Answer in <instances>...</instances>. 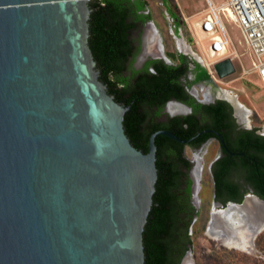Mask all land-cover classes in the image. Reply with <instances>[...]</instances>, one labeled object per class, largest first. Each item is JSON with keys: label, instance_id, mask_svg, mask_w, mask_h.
Masks as SVG:
<instances>
[{"label": "water", "instance_id": "obj_1", "mask_svg": "<svg viewBox=\"0 0 264 264\" xmlns=\"http://www.w3.org/2000/svg\"><path fill=\"white\" fill-rule=\"evenodd\" d=\"M91 1L0 0V264H143L155 136L222 142L159 130L145 153L130 145L87 45ZM213 70L234 73L229 59ZM248 198L264 206L250 192L212 207Z\"/></svg>", "mask_w": 264, "mask_h": 264}, {"label": "trees", "instance_id": "obj_2", "mask_svg": "<svg viewBox=\"0 0 264 264\" xmlns=\"http://www.w3.org/2000/svg\"><path fill=\"white\" fill-rule=\"evenodd\" d=\"M161 1L167 15L174 17L175 4ZM146 7L145 0H93L88 3L87 45L95 63L94 70L106 93L127 108L122 129L128 142L145 153L148 137L156 131L164 130L187 140L200 131L214 130L228 150L210 167L214 200L222 206L227 202L240 203L247 190L239 191V185L230 181V176L242 180L255 196L264 200V136L256 135L255 129L235 131L233 121L225 113L229 109L225 102L198 105L185 93V85L208 79L204 69L196 66L198 72L193 80H184L182 84L178 79L181 76L185 79L186 66L185 56L180 53L167 54L171 60L178 61L174 67L160 61L152 62V72L125 67L130 53L126 30L131 27L125 20ZM125 70L129 76H123ZM170 99L189 105L193 112L203 113L199 114L200 122L195 114L156 121L158 114L150 112L154 108L159 110ZM210 137L211 134H201L188 145L197 147ZM154 146L156 181L141 233L143 264H180L190 244L188 229L194 214L189 203L190 181L184 173L189 164L183 157V144L157 135Z\"/></svg>", "mask_w": 264, "mask_h": 264}, {"label": "rangeland", "instance_id": "obj_3", "mask_svg": "<svg viewBox=\"0 0 264 264\" xmlns=\"http://www.w3.org/2000/svg\"><path fill=\"white\" fill-rule=\"evenodd\" d=\"M176 5L178 8L175 12L178 16L179 30L177 33L171 29L170 20L161 6V0H145L147 3L148 13L151 16L153 28L161 36L160 43L165 53H176L179 46L184 51H188L196 59L202 57V49L193 44V39L188 25L185 23V17L189 23L200 20V15H196L197 11L207 10L205 0H167ZM214 6H223L225 0H210ZM190 15V16H189ZM227 33L236 49L239 59L244 68H248L252 56L247 52L246 48L241 44V35L237 27L231 23L224 22ZM205 45L206 40H202ZM201 48V47H200ZM235 71L230 76L222 79V85H217L218 90L225 91L233 95L244 110L247 112L244 127L247 129H255L264 135V87L257 81L255 75L244 77L241 75V69L237 61H233ZM198 98L205 90L198 89ZM210 94V90L206 91ZM200 152V153H199ZM198 155L202 156L203 172L198 184L195 188V197L189 199L190 205L194 208V214L188 229L190 244L184 256L187 254L184 264H264V228L255 236L251 242L248 252H242L227 248L219 240H213L207 235V228L211 229L213 234L224 236L226 228L223 229V219L213 216L212 212V186L209 173V163L215 158L218 152V144L215 140H211L204 149L199 150ZM193 151L185 148L183 156L192 166ZM219 208V207H218ZM219 210V209H218ZM220 211V210H219ZM220 217L221 215L218 214ZM220 219V220H218ZM211 221V224L209 223ZM182 257V258H183ZM183 259V260H184ZM182 260V259H181ZM182 260V261H183ZM182 264V262L180 261Z\"/></svg>", "mask_w": 264, "mask_h": 264}, {"label": "flooded vegetation", "instance_id": "obj_4", "mask_svg": "<svg viewBox=\"0 0 264 264\" xmlns=\"http://www.w3.org/2000/svg\"><path fill=\"white\" fill-rule=\"evenodd\" d=\"M161 6L165 10V7L163 6V4H161ZM170 10H172L171 7H170ZM165 12H166V10H165ZM172 12H174V11H172ZM167 16H168V19L170 20L171 29H173V30L175 29V32L177 33L179 30V22L177 19L178 18L177 14L175 13L174 17L169 16V15H167ZM150 21H151V16L148 13L147 7L145 9L136 11L135 14L127 16V18L125 20V24H131V27L126 30V39L129 42V46H130V53H129V55L126 58V61L124 63V65L127 69H133L135 71L145 69L149 72H152V62L153 61H160L162 64H164L166 66H173V67L176 66V64L178 62L176 59L171 60L170 58L167 57L168 53L164 52L163 46L160 43L161 36L155 30V28H153L152 23ZM180 46H179V50L176 53H180V54L185 56L184 64L186 66V71L184 74L185 79L183 76H181L178 80L183 84L184 80H187L189 82L193 80L194 76L198 72V69L196 68V66H198V68H201V69H204V67L198 59H196L188 51H186V50L183 51L181 49L182 46L181 47ZM164 58L167 59L170 62V64H166L163 60ZM129 75H130V73L127 70H125L123 72V76H129ZM198 89H199V91L202 89L205 90V92L201 93L200 98H198V93H199ZM184 90H185V93L190 98H192L194 100V104L209 105V104H213L216 101L225 102L229 107V109L226 110L225 113L229 114L230 119L233 121V123L235 125L234 130L235 131H237V130H251V129H247V128L243 127L245 124V121H246L247 112L245 114V111H243L241 109H236L235 105L232 102H230L227 99L222 97V93H221L222 91L221 90H219L218 93L216 94V90H218V86L214 81H212L210 79L200 80L199 82L192 83L191 85H185ZM208 90H210V92H211L210 94H208L206 92ZM208 96L211 97V100H209L208 102H202V103L199 102V100L203 101V100L208 99L209 98ZM186 109H188V110L186 111ZM150 113L151 114H154V113L158 114L155 118L156 121H158V122H165L168 118L184 117V116L190 115V114H195L196 120L198 122H200L201 117L199 116V114H203V113H200L198 111L193 112L192 108L189 105L182 103V102H179V101H176V100H173V99L167 100L159 110L154 108L153 111ZM171 114H174V115H171ZM207 130H209V129H206L203 131H207ZM211 131H214V130H211ZM215 133H217V132H215ZM254 133L256 135L264 136V135H261L258 132V130H255ZM211 135H212V137L206 139L202 144H200L197 147H192V146L188 145L191 141L187 144H183L184 145L183 151L185 148H189L190 150L193 151V154H196L197 152H199V150L204 149V147L211 140H215L218 144V152L216 155L217 159L223 157L225 152L228 151L225 144L223 142H221L218 138H216L213 134H211ZM193 158H194V155H193ZM188 164H189V167L187 168V170L184 171V173L186 174V178L189 179V181H190V198L192 199V190H193V196H194L195 195V188H196V181H195L196 179H195V175H194L195 163H194V161H192V166L190 165L189 162H188ZM209 173H210V177H211V171L210 170H209ZM229 180L232 181L233 183H237L239 185V191H243V189L247 190L246 193H244V195L242 196L241 201L243 200V198L245 196L250 194L251 190L246 185L243 184L242 180H239L234 176H230ZM192 187H193V189H192ZM213 201L215 203L220 204L219 202L214 200V197L212 194V202ZM241 201H240V203H241Z\"/></svg>", "mask_w": 264, "mask_h": 264}, {"label": "built area", "instance_id": "obj_5", "mask_svg": "<svg viewBox=\"0 0 264 264\" xmlns=\"http://www.w3.org/2000/svg\"><path fill=\"white\" fill-rule=\"evenodd\" d=\"M205 1V15L188 27L193 44L202 49L199 61L208 79L222 85V79L217 78L213 65L229 59L232 65L233 61L238 62L242 76L255 75L264 87V0H225V4L220 7L214 6L210 0ZM223 21L235 25L239 30L241 44L252 56L248 68L243 67ZM203 39L206 40L205 45H202Z\"/></svg>", "mask_w": 264, "mask_h": 264}, {"label": "bare ground", "instance_id": "obj_6", "mask_svg": "<svg viewBox=\"0 0 264 264\" xmlns=\"http://www.w3.org/2000/svg\"><path fill=\"white\" fill-rule=\"evenodd\" d=\"M221 93L222 97L232 102L235 105L236 109L245 111L243 106L236 101L233 95L225 91ZM194 163V175L196 179L195 181H199L203 172V166L202 156L198 155V153L194 155ZM197 185L198 184H196V186ZM212 212L213 216L215 215V217L223 219V229L226 228V231H224L225 235L220 237L219 234H213L211 232V229L208 227L207 235L213 240H219V242L227 248H232L234 250L242 252H248L251 246V242L260 232V230L258 231V229L264 223V206L257 204L252 198H248L245 205L242 204L240 206L230 204L226 206L225 209L213 207ZM218 214H220L221 217ZM186 257L187 256H185L184 258L186 259ZM185 259L182 261V264H184Z\"/></svg>", "mask_w": 264, "mask_h": 264}, {"label": "crops", "instance_id": "obj_7", "mask_svg": "<svg viewBox=\"0 0 264 264\" xmlns=\"http://www.w3.org/2000/svg\"><path fill=\"white\" fill-rule=\"evenodd\" d=\"M170 1H173V0H170ZM174 4H175V3H174ZM175 6H176V5H175ZM177 9H178V8H177ZM205 13H206V12H205V11H202V10H201V12H200V11H197V12L195 13V16H196V15H200V16L203 15V16H204ZM189 16H190V15H189ZM203 16H202V17H203ZM202 17H201V18H202ZM184 19H185V22L188 24V23H189L188 18L185 17ZM195 21H198V20H195ZM195 21H192V23L195 22ZM189 25H190V24H188V26H189Z\"/></svg>", "mask_w": 264, "mask_h": 264}]
</instances>
